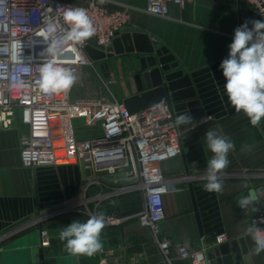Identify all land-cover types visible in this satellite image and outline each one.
Here are the masks:
<instances>
[{"label":"crops","instance_id":"1","mask_svg":"<svg viewBox=\"0 0 264 264\" xmlns=\"http://www.w3.org/2000/svg\"><path fill=\"white\" fill-rule=\"evenodd\" d=\"M60 1L72 5L100 3L99 0ZM103 5L110 9H132L130 24L116 41L124 53L107 59V73L98 68L96 77L91 74L92 80L101 81L95 94L85 93L73 100L97 97L100 93L106 96L102 100L111 101L115 97L123 101L136 94L134 76L140 72V50L152 47L163 61L177 62L190 77L200 101L195 110L202 109L204 115L180 125L182 153L161 162V167L169 176L206 174L207 161L213 154L206 146L205 133L216 131L235 144V150L228 154L230 165L220 174L223 191L208 193L203 187L207 181L196 179L191 183L179 181V188L164 196L165 218L159 225V235L170 242L168 260L153 233L136 218L144 208L140 193L99 196L89 201L91 197L83 188L85 174L79 165L23 167L21 144L29 128L18 118L13 128L0 131V264H192L179 257L177 245L185 243L196 250L204 243L213 242L221 232L228 234V242L244 238L253 264H264V251L255 253L254 241L246 232L251 214H245L236 205L240 197L254 195L253 187L264 181V118L254 127L243 112L235 111L224 92L226 80L220 68L228 57L234 30L245 22L251 28V21H264V18L244 0H191L184 8L171 3L167 18L145 13L146 0H106ZM100 64L96 61L94 67ZM86 72L82 68L78 81ZM185 112L190 110L175 111L176 118ZM208 120L217 122L193 130ZM88 132L89 136L94 133L93 129L86 132L78 129L77 136L87 138ZM54 211L61 215L49 220L51 243L43 248L39 230L30 227L29 222L39 212ZM100 212L105 217L122 219L113 225L106 222L101 233L103 250L90 257L68 254L65 242L59 239L60 230L74 221L86 222Z\"/></svg>","mask_w":264,"mask_h":264},{"label":"built area","instance_id":"2","mask_svg":"<svg viewBox=\"0 0 264 264\" xmlns=\"http://www.w3.org/2000/svg\"><path fill=\"white\" fill-rule=\"evenodd\" d=\"M191 0H146L143 11L149 15L169 17L171 3L184 8ZM264 18V0H244ZM66 7H82L87 10L96 29L95 39L105 49L130 24L132 9H110L106 5L90 1L86 5H72L60 0H0V131L14 127L18 118L28 126L29 132L22 140L21 162L33 169L41 166L79 165L85 174L84 191L100 185L98 178L123 175L135 184L119 188L99 196L140 193L144 208L136 218L141 226L154 235L160 250L168 258L170 242L159 235V225L165 218L164 196L176 191L180 182L206 180V174L167 175L161 162L182 153L183 131L176 124V114L170 103L153 105L143 111L130 114L123 101L115 97L111 101L98 98L71 101L66 93L46 95L40 92L36 81L39 68L48 59L42 55L47 47L41 32L49 21L56 25V35H62L63 11ZM87 39L64 46L57 58L63 66L74 70L77 80L82 68L94 66L96 61L87 54ZM16 45V47H14ZM76 80V81H77ZM74 121H82L86 129L94 133L79 138ZM256 197V214L249 216V227L256 224L264 229V181L253 187ZM65 213V212H63ZM57 211L39 212L29 222L39 230L41 247H48L51 234L49 220L60 216ZM122 221L115 216L106 217L113 225ZM230 240L221 232L211 243H204L193 250L185 243L177 245L178 255L192 264H211L209 254ZM169 260V258H168Z\"/></svg>","mask_w":264,"mask_h":264},{"label":"clouds","instance_id":"3","mask_svg":"<svg viewBox=\"0 0 264 264\" xmlns=\"http://www.w3.org/2000/svg\"><path fill=\"white\" fill-rule=\"evenodd\" d=\"M101 4L106 0H99ZM63 23L66 26L62 35H56V25L49 21L46 30L41 32L47 44L42 53L48 57L39 68L36 81L40 92L54 95L68 92L77 80L74 70L58 62L64 46L71 43L75 51L76 44H83L95 35L96 29L87 10L82 7H66L63 11ZM245 22L234 30V38L229 45V54L224 59L222 69L224 92L237 113L243 112L252 126H257L264 118V21ZM16 47V45H14ZM189 113H181L176 118L177 125L189 123ZM206 146L213 154L207 161L206 183L208 193H222L223 183L220 174L230 165L228 154L235 150L234 142L226 135L216 131L205 133ZM250 150V149H249ZM195 167L196 165L193 164ZM256 197L248 193L236 201L237 207L244 211H256L252 206ZM264 222V219L261 220ZM107 226L103 212L90 216L86 222L74 221L59 232V239L65 242V251L72 256H93L103 250L101 233ZM254 241V251L259 255L264 251V229L253 223L246 230Z\"/></svg>","mask_w":264,"mask_h":264},{"label":"water","instance_id":"4","mask_svg":"<svg viewBox=\"0 0 264 264\" xmlns=\"http://www.w3.org/2000/svg\"><path fill=\"white\" fill-rule=\"evenodd\" d=\"M117 38L113 41L111 47L105 49L98 45L95 39H89V45L86 47L87 54L94 61L101 62L100 66L104 72L107 70V59L112 58L114 54L124 53V48H118ZM139 67L140 72L134 76L137 87V93L123 99V103L130 114L143 111L153 105L160 103H170L174 111L181 112L190 110L191 120L194 121L204 115L203 110H195L199 107L200 101L192 85L191 79L185 75L179 68L177 62L167 63L159 58L158 52L153 48L140 50ZM216 120H208L201 123L193 130L216 124ZM182 130V126H180ZM186 173H188L185 165ZM100 185L88 189L89 197H95L101 194H109L119 188L135 184L133 180L123 179V175L99 177ZM87 181L84 182V185ZM193 188L192 184L189 185ZM255 207V204L252 206ZM256 212L253 211L252 215ZM217 260L214 261V255ZM40 257L43 260V251L40 250ZM211 264H253L250 249L244 238L231 240L216 247L209 254Z\"/></svg>","mask_w":264,"mask_h":264},{"label":"rangeland","instance_id":"5","mask_svg":"<svg viewBox=\"0 0 264 264\" xmlns=\"http://www.w3.org/2000/svg\"><path fill=\"white\" fill-rule=\"evenodd\" d=\"M98 68H99V70L101 69V71H103L100 65L97 67H94L92 65L85 66V69H87V72L84 73L85 74L84 77L82 78L81 81L77 80L75 82V84L73 85V87L70 89V98L72 97L71 101H74L73 98L75 96H85V93H88L89 95L91 93L95 94L97 84L98 85H99V83L101 84V81L98 78H96V80H92L93 76L91 74H93L95 76L94 73L96 72V69H98ZM102 85H103L104 90L108 94L107 96H109L110 94H109L108 89L106 88V85H104L103 83H102ZM93 94H91V95H93ZM103 97H106V96H103L102 94L98 93L97 97H92V98H101L102 99ZM74 126H75L77 131H78V129H81L85 132L87 131V129L82 125V121H74ZM86 135L89 136L90 135L89 132Z\"/></svg>","mask_w":264,"mask_h":264}]
</instances>
